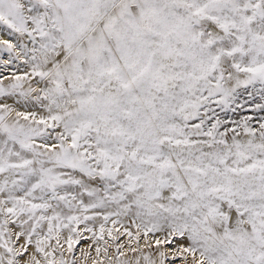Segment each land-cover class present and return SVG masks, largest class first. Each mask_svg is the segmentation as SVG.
Masks as SVG:
<instances>
[{
    "label": "snow or ice",
    "instance_id": "obj_1",
    "mask_svg": "<svg viewBox=\"0 0 264 264\" xmlns=\"http://www.w3.org/2000/svg\"><path fill=\"white\" fill-rule=\"evenodd\" d=\"M242 93L264 0H0V264H264Z\"/></svg>",
    "mask_w": 264,
    "mask_h": 264
},
{
    "label": "rangeland",
    "instance_id": "obj_2",
    "mask_svg": "<svg viewBox=\"0 0 264 264\" xmlns=\"http://www.w3.org/2000/svg\"><path fill=\"white\" fill-rule=\"evenodd\" d=\"M252 104H253V101L248 99L247 93H242L237 98L233 106L243 105V108L239 109L241 115H264V113H253L251 111Z\"/></svg>",
    "mask_w": 264,
    "mask_h": 264
}]
</instances>
